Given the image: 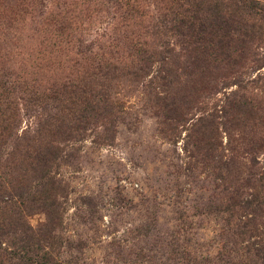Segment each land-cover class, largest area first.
Segmentation results:
<instances>
[{
	"label": "rangeland",
	"instance_id": "rangeland-1",
	"mask_svg": "<svg viewBox=\"0 0 264 264\" xmlns=\"http://www.w3.org/2000/svg\"><path fill=\"white\" fill-rule=\"evenodd\" d=\"M259 248L264 0H0V264Z\"/></svg>",
	"mask_w": 264,
	"mask_h": 264
},
{
	"label": "trees",
	"instance_id": "trees-1",
	"mask_svg": "<svg viewBox=\"0 0 264 264\" xmlns=\"http://www.w3.org/2000/svg\"><path fill=\"white\" fill-rule=\"evenodd\" d=\"M258 244H260V240H259ZM258 250L261 252V255L259 257L262 259V262L264 264V248H259Z\"/></svg>",
	"mask_w": 264,
	"mask_h": 264
}]
</instances>
